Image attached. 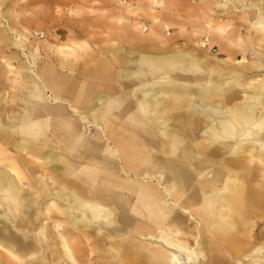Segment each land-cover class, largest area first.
Masks as SVG:
<instances>
[{
    "label": "bare ground",
    "instance_id": "bare-ground-1",
    "mask_svg": "<svg viewBox=\"0 0 264 264\" xmlns=\"http://www.w3.org/2000/svg\"><path fill=\"white\" fill-rule=\"evenodd\" d=\"M169 1L142 0L146 36L144 19L112 13L127 24L120 44L131 50L110 48L78 76L71 66V76L17 90L22 113L0 125V154L2 142L19 145L27 172L14 161L0 170L4 222L20 234L0 221L8 264H264V0H224L242 21L227 30L207 20L200 56L171 51L165 20L176 26L179 16ZM5 14L9 29L24 30L26 20ZM115 29L97 39H119ZM50 139L57 158L36 176ZM32 231V245L20 244Z\"/></svg>",
    "mask_w": 264,
    "mask_h": 264
},
{
    "label": "rangeland",
    "instance_id": "rangeland-1",
    "mask_svg": "<svg viewBox=\"0 0 264 264\" xmlns=\"http://www.w3.org/2000/svg\"><path fill=\"white\" fill-rule=\"evenodd\" d=\"M53 1L55 0L51 1L52 3L47 9L46 6H44L45 2H43V0H0V70H2V74H4L3 76L0 74L1 126L4 125L6 120H11L21 115L20 113H22V107L25 106L24 99L26 97L25 95H20V93L17 94V90L19 92L26 83L27 87L31 88L30 85L32 84H30V82L28 83L29 80L37 83L40 81L39 78L49 80L57 73L71 76L69 71L71 66L76 68L77 72H74L73 74L78 76V74L83 73L88 64L95 59L109 57L110 54L108 52L110 51V48L118 47L119 52L122 50H125V52L131 50L127 47V44H120L122 42L123 28L127 27V24L119 22L113 17V12H118V15H124L129 19L133 18V16L135 18L144 19L141 20L144 22V29H142L141 36H146L148 34L150 16L147 14L151 13L147 7L143 6L142 0ZM62 1H64L65 4L62 3ZM26 2L28 5L25 6L20 13H16L19 10L20 5H26ZM169 2L173 11L179 16L177 21L178 24H175L176 26H173V18L165 20V22L172 27L168 31L171 38L170 44L172 50H170L175 53H187L193 56H200L203 54V51L198 48L195 41L198 38L205 40L202 27L207 20L211 21L213 24L221 23L225 25L228 30L231 29L236 17L239 18L237 20L238 22L241 19V14L233 9L231 3L224 2V0H170ZM54 3L58 5L57 8L53 7ZM7 9L12 11L11 16H14V18L18 15L19 18L17 17V19L21 22L22 19L26 20L23 21V31L19 29V25L12 29L8 28L7 15L5 14ZM13 10L16 12H13ZM100 13L105 14L100 15ZM253 21L255 20L253 19ZM111 27L118 28L115 30L120 34L119 39L106 37V35L112 36L111 32L114 31L109 32ZM99 30H104V33L106 34L104 35V39L103 37L97 39L99 37V35H97ZM13 32L17 35H14ZM211 51H213V54L219 56L213 49H211ZM3 57L6 58V62L2 60ZM223 57V55H220L219 60L215 59L214 62H218L220 66H224L226 69L232 68L227 62H222L223 60L221 59H226V57ZM127 67V65L123 66L125 69ZM77 78L82 80L83 76ZM126 86L127 84L124 81H118L114 84V88L122 87L124 89ZM11 106L15 109L10 111ZM83 126L84 125L80 124L82 129ZM83 131L85 135H88L86 129H83ZM1 146L5 148L6 153L0 154V170L7 169V165L14 161L16 164L18 163V169L24 172L26 169L17 158L16 150L18 151L19 145L12 147V145L6 144L5 146L4 142H2ZM7 155L8 157H6ZM41 160L43 162V167H46V169L51 166L50 163L52 157L50 158L48 154L41 158ZM25 173L27 174L26 171ZM39 174L40 173H36V176ZM11 176L14 177V175H10V177ZM24 183L28 184V181L25 180ZM6 184V182H3L1 185ZM25 184L24 186L26 187ZM45 205L46 203H43V206ZM5 213L6 211L0 208V221H3L4 229L8 230L9 226L4 222L5 220H8V216H6ZM239 218H241V216ZM240 220H242V218ZM44 221L45 224H47L46 228L48 229L50 226V223H48L49 220L45 219ZM259 223L264 224V220H259ZM19 235L14 231L13 236ZM20 237L23 238V236ZM24 240L25 239L20 240V243L24 242ZM7 243L8 241H3L2 246L4 247ZM31 243H33V241H31ZM48 243V247H50L49 250L53 251L52 253L54 256L61 257L63 251L61 254V251L58 250V246L55 244L56 240L52 239ZM54 249L58 253H55ZM1 251L3 253L0 254V264H8V253H6L8 248L4 247V250ZM40 256L41 255L39 254L37 257L40 258ZM64 258L65 257H63V259ZM200 258L201 257H199V262L203 260V258ZM183 262L187 264L185 259H183Z\"/></svg>",
    "mask_w": 264,
    "mask_h": 264
},
{
    "label": "crops",
    "instance_id": "crops-1",
    "mask_svg": "<svg viewBox=\"0 0 264 264\" xmlns=\"http://www.w3.org/2000/svg\"><path fill=\"white\" fill-rule=\"evenodd\" d=\"M85 136H87V135H85ZM23 145H26V143H28V141H22L21 142ZM47 144H49V149L48 148H46L47 147ZM54 142L53 141H51V139L50 140H47V141H44V142H42V143H40V145H39V147H42L41 149H42V152H38V159H39V163H38V165H35V170H36V172L37 173H40V172H43V174H45L44 173V171L46 172H49V171H51V167H52V165L54 164V163H50V167L48 168V169H46V167H43V162H42V160H41V158H43L46 154H48L49 156H51L52 157V161L51 162H54L55 160H56V158H57V156H56V150L57 149H55L54 148ZM19 148V147H18ZM28 149H30V147H28ZM30 151V150H29ZM30 153L31 154H33V152H31L30 151ZM46 153V154H45ZM50 157V158H51ZM18 158V157H17ZM23 172V171H22ZM24 174H26L25 173V170H24ZM25 184V183H24ZM25 185H27V184H25ZM23 187H24V189L26 188L24 185H23ZM17 222L19 221V220H16ZM21 224V223H20ZM9 226V225H8ZM35 232L34 231H32V232H30V234H32L31 236L32 237H26V238H22V239H25L24 240V242H21L20 244H22V245H28V246H31L32 245V243H31V241H34V237H36V233L34 234ZM8 234L10 235V234H12V235H14L13 233H12V229H11V227L9 226V229H8ZM3 241H8L6 238H4V240ZM8 244V243H7ZM10 258H12V256L11 255H9L8 254V259H10Z\"/></svg>",
    "mask_w": 264,
    "mask_h": 264
}]
</instances>
